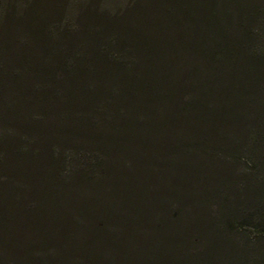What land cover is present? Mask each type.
<instances>
[{"label": "trees", "instance_id": "16d2710c", "mask_svg": "<svg viewBox=\"0 0 264 264\" xmlns=\"http://www.w3.org/2000/svg\"><path fill=\"white\" fill-rule=\"evenodd\" d=\"M106 1L0 26V264H264V0Z\"/></svg>", "mask_w": 264, "mask_h": 264}, {"label": "rangeland", "instance_id": "374dc122", "mask_svg": "<svg viewBox=\"0 0 264 264\" xmlns=\"http://www.w3.org/2000/svg\"><path fill=\"white\" fill-rule=\"evenodd\" d=\"M93 0H68V4L64 6L62 12H66L67 17L71 20V23H74V20L77 16H79L78 12L82 9L83 6L77 5L78 3H85V5H91ZM106 1V0H105ZM117 1H125V0H117ZM63 3V0H0V26L3 25V23H8L6 26L10 27H16L19 24L13 23L16 22L14 18L16 16L22 15L23 12L26 11V15L29 16V18H26L25 20L22 19L23 22H28V20H32L34 16H39L40 14L49 12L52 9L57 8L59 5ZM74 3V4H73ZM86 8H95V7H88ZM99 10H102L107 13H112V11L116 9H121L120 5H113L110 2H102L99 4ZM85 9V8H84ZM8 12V16L7 15ZM11 23V24H9ZM242 233L244 237L248 236L250 239H253L255 241V250L259 251L260 249H264V232H258L257 230H254L252 228L248 227H242ZM257 238L259 240H257ZM241 245L243 248H247V242H245V238H241ZM246 243V244H245ZM264 251V250H263Z\"/></svg>", "mask_w": 264, "mask_h": 264}]
</instances>
